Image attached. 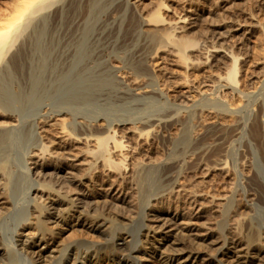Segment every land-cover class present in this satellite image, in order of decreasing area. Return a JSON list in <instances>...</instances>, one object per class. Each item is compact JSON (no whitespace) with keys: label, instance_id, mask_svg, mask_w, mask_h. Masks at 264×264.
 <instances>
[{"label":"rangeland","instance_id":"374dc122","mask_svg":"<svg viewBox=\"0 0 264 264\" xmlns=\"http://www.w3.org/2000/svg\"><path fill=\"white\" fill-rule=\"evenodd\" d=\"M15 1L0 0V16L6 13L4 16L6 17L7 13L13 9ZM59 1L56 0L57 3L55 2L54 5L41 13L48 12V20L51 22V11L61 7L59 15L57 14L56 18L53 16V20H57V22L53 21V25L57 27L53 35L58 39L62 38L60 39L61 43L66 39V36L61 34V30H64L63 27L67 25L74 26L76 24L82 25L85 22H89L90 24L93 22V26L97 24V30L98 28L106 30L109 25H118L121 22L122 25L120 24V26L123 27L125 24V27L126 21H129L127 18L131 16L130 14H135L137 20H139L138 22L141 23L138 28L139 31L135 35L138 37L136 42L122 46L119 49L114 48L117 51H115L117 56L113 54L114 49L110 48L111 44L108 42L109 48L104 50V55L98 60L101 66L103 64L107 69H112L111 71L115 73V78L118 81L120 80V83L125 78L119 75V73L123 69L126 70L129 63H133V61L136 63V61L140 60L146 68V72L143 71L142 73L141 71L137 75L128 74L126 76L127 79L125 80H131V85L130 83L129 85H125L122 82L121 84L123 85L120 86L119 90H104L105 92L102 90L96 104L97 107L100 106L99 108L103 107L106 110L101 113V109H99L100 114L96 118H86L87 126L102 130L107 127L108 122L113 117L125 119L120 122L112 120L111 125H114V123L119 124L115 126L116 132L114 129V132L104 131L101 134L106 140L105 147L106 142L107 147H109L115 139H121L122 144H125V149H122V147L120 148L122 150L117 149L114 152L117 154V157H119V153L122 152L123 154L126 152V149L128 152L129 147H134L135 151L133 153L135 157L138 154L136 158L140 159L142 156L144 158L164 155V153L173 150L174 146H178L175 139L179 136L181 128L188 124L189 126L187 125L186 127H191L192 133L190 132L189 139L191 142L189 141L188 146L185 148L186 155L190 156L191 154L193 156L195 153L197 155L201 151L205 154H200L204 157L202 160L204 164L201 161L199 164L186 167V163H184L182 165L184 169L175 172L171 186H167L164 189L165 191L162 189L159 192L160 194L150 197L149 204L145 208V222L153 223L159 227L182 228L183 231L186 228L193 229L196 232H204L210 229L211 235L216 236L213 224L216 215L215 209H212L213 211L211 209H203L204 218L198 219L196 224H190V222L195 221L192 209L197 201V203H205L204 206L211 208L212 202L208 201L209 194L214 196L213 199L216 201L219 200L220 192L233 188L236 189L235 202L236 208L239 209L236 212L234 211V213H230L233 216V222L236 223L233 224L234 226L236 225V228L232 235L239 241L241 233L238 222L241 221L242 216L248 210V208L240 207L239 205L243 203V196L241 195L249 191L246 179L240 171V164H245L244 162L247 160L248 163L246 165L250 171H248V177L254 175L259 182L264 181V0H105L106 2L103 0L106 10L105 8L103 9V6L101 8L103 10H99L102 14L98 11L99 13H96V16L94 14L90 16L89 13H84L81 10L69 13L68 9L66 10L67 6L65 2L67 0H62L61 4ZM82 2L85 3L86 0H81L80 4H83ZM117 5L121 6V8ZM150 16L151 18H155H152V22H148ZM87 19H92V21ZM99 31L91 34L89 38L91 40L94 39V42L99 40L100 38L98 37L102 35V33L100 35L97 34ZM145 31H156L157 34H160L159 37L162 34V38H155L150 43L142 45L143 41L140 39ZM120 33H118V39ZM113 38L114 36L111 39ZM178 41V44H182V41H186L185 43L188 41L189 43L186 44L188 45L187 47H184L186 45L183 42L184 46L182 45L179 51L177 47ZM97 43V45L96 43H94V46L91 45L94 54L101 44L100 41H97ZM12 49L13 47H11ZM9 52L3 60L6 59ZM130 54H133L135 57L131 59L132 62L126 59ZM3 60L0 61V66ZM92 62H88L89 66H94L95 62ZM232 69H235V72ZM218 76L220 77L219 79ZM211 81H214V89L211 88L210 92V89L207 90L206 88H208L207 84H212ZM13 86L16 89V86ZM109 92L112 93L110 94ZM142 101L145 102L143 103ZM46 107L48 106L43 104L40 109L44 112ZM36 117L33 116L32 118L35 119ZM62 118L63 116H56L54 118L56 119L54 120L55 123L59 125ZM74 119L75 125H79V122L82 121L79 115ZM1 120L2 118L0 117ZM255 120H257V123ZM148 123L151 125L146 126ZM254 124H257L256 127L258 126L256 130L253 128ZM126 127H133V130ZM193 143L197 150H193ZM47 144L49 145V143ZM59 147L58 144L51 145V147L48 146L46 152L49 149L54 152L49 157H47V153L45 155L47 161L50 160V164L40 168L39 170L41 171L38 174L32 175L31 178L35 181L40 179L38 182L41 183L54 184L55 189L61 187L59 188L60 192L46 189L44 191L41 186L36 184L34 188L43 189L42 193L34 191L33 187L28 193V199H33L36 195L34 199H39L38 201L46 198L45 202L49 205L48 212L53 213L55 217L49 218V221L47 219L46 224L48 223L47 226L51 227V230H54L56 233L54 239L57 242L66 240L72 236L93 243L101 242L104 237L102 229L105 226L99 229L92 227L93 223L87 219H83V217L86 218V215H97L102 220H107L105 221L106 224H108L109 219L116 215L124 217L125 215L126 217L129 215L128 218L131 217L133 219L136 217V211L131 205L132 201L136 200L134 197H137L135 185L130 178L123 176L126 172V170H123L126 167V160L122 163L115 159L116 168H109L110 170H106L107 172L104 176L102 175L103 173L100 174L98 171L97 173L93 168L94 165L90 164L92 163L90 162L91 154H84L78 161L81 163L74 166L73 162L68 160L69 158L67 157V153H65V149L62 147L60 149ZM190 147L191 152H197L191 153ZM221 148L223 152L220 150ZM68 152L74 153L76 150H68ZM206 153H212L209 155L213 159L209 158V155ZM54 154L62 157V159L57 161V157ZM104 154L108 160L109 155L106 152ZM225 156L228 162L222 170L228 169V171L224 173L222 170H214V167H212L213 163L216 164L220 158L222 160ZM101 159L102 162L105 160ZM206 159L208 160L205 161ZM34 160L35 162L37 161L36 163H43L40 159H33L32 162ZM235 160L237 163L233 167L231 165ZM208 161L213 162V165L210 163L211 166H208L210 169L207 167ZM206 162H208L207 165L205 164ZM105 163H107L106 160ZM260 170H263V172L261 173ZM257 171H259V175ZM83 173L86 174L85 178H81L84 175ZM113 182H116V184ZM200 191H206L209 194L207 195L204 192L205 195L203 194V196L205 197H195L194 193H199ZM2 192L3 189L0 183V222L2 225L4 223L6 227L10 225V220L6 217L10 210L7 209L8 205L5 203ZM133 194L134 197L132 196ZM75 198L78 200H74ZM69 199L71 201H68ZM30 201H28V205L32 203ZM72 201H75L74 205L76 206L74 208L77 210L76 215L75 217L72 216V218L74 217L73 219L71 217L70 219L68 218L69 220L63 219V208L71 204L70 202ZM113 202L116 205L110 206ZM30 215L29 219L33 216ZM237 224L239 225L237 226ZM2 225L0 226L1 228ZM19 225L21 224H18L9 233H13V240H16V245L21 247L20 243H23L24 240L29 239L31 236H37V233L31 228ZM2 230L3 228L0 229V231ZM9 233H5V236L7 234L10 235ZM122 243V240H117L116 246L118 247ZM0 249L1 254L3 250L2 246H0Z\"/></svg>","mask_w":264,"mask_h":264},{"label":"bare ground","instance_id":"6f19581e","mask_svg":"<svg viewBox=\"0 0 264 264\" xmlns=\"http://www.w3.org/2000/svg\"><path fill=\"white\" fill-rule=\"evenodd\" d=\"M61 1L62 0L59 1L60 4ZM80 1L81 0H67V2H65L67 6L66 10L68 9L69 13L72 11L79 12V10H81L93 16V14L95 15L99 12L102 14L99 10L103 6V9L105 8L103 0H86L85 3H83L84 1L82 2L83 4H80ZM55 2L56 0H16L15 4L13 3V9L7 13L6 17H4L6 13L0 16V61L3 60L5 55L11 50V47H13L6 59L1 62L2 64L0 66V117L2 118L0 121V183L3 189V198L8 205V207L7 205L6 207L10 210L6 216L9 218L8 220H10V225L8 224L9 226L5 227L4 223L2 225L0 222L3 228V230L0 231V246H2L3 249L0 254V264H264V181H261L262 183L259 182L254 175L248 177L249 170L246 165V163H248L247 160L245 162L243 161L245 164L241 163L240 167L237 166L246 179L249 190L246 194L241 195L243 196V203H239L240 207L248 208L245 215L242 216L241 221L239 220L240 222H238L240 224L239 230L241 233L240 240L238 238L239 241L232 235L236 228V225L234 226L233 224L236 223L233 222L234 219L230 213H234V211L236 212L239 209L236 208V189L233 188L220 192L219 200L216 201L213 199L214 196L204 191L207 195L209 194L208 201H210V203L212 202L211 208L204 206L205 203H197V201L192 209L193 219H195V221L192 223L190 222V224H196L198 219L204 218L203 209H215L216 215L214 214L215 217L213 215L215 218L213 224L216 236L211 235V230L209 228V230H205L204 232H196L190 228H186V230L183 231L182 228L176 229L174 227V229H172L168 226L159 227L153 223L145 222V208L149 204L150 197L160 194L159 192L162 189L164 190L167 186H171L175 172L184 169L182 168L184 163H186V167L201 163L204 159L201 153L204 154V152L201 151V153H198L199 155H196L195 152L197 151H193L195 149L193 143L194 148L192 151L195 155H186L185 148L190 141L191 132V127H186L188 124L181 128L182 130L179 136L177 135L178 137H176V139L174 138L180 147L176 145L178 148L174 146L173 150L164 153V155L144 158L139 155V157H141L140 159L136 158L138 154L135 157L133 153L135 151L134 147L130 148L128 146V152L127 149L126 152L123 150L124 153H119V157H117V154L114 152L121 147L125 149V144H122L121 139H115L109 147H107L108 145L106 142L105 147L106 140L101 134L104 133V131L112 132L115 126L119 125L117 123L111 125L112 120H118V122H120L125 119H116V117H113V119L108 122L107 127L102 130L87 126L86 118H96L100 114L99 109H101V113L106 110L103 109L102 106V108H99L100 106L97 107L96 104V102L98 103L97 100L102 90H119L120 86L123 85L121 84L122 82H124L125 85H129L131 82V80H125L128 74L137 75V73H141V71L143 73L146 68L140 60L136 61L137 64L134 63V61V64H128L127 62V69H123L119 73V75L125 78L120 83V80L118 81L115 78L116 76L115 73L111 71L112 69H107L103 64L101 66L98 60L104 55V50L109 48L108 42L111 44L110 48L112 47L113 49H119L122 46L136 42L138 37L135 35L137 31H139L138 28L141 23L138 22L139 20H137L135 14H130L131 16L129 15L130 18H127L129 21H126V26L124 27L125 24L123 25L124 28L120 26L121 22L118 25H109L106 30H104V28H98L100 31L97 32V34L100 35L102 33V35L98 37L100 39L97 41H100L101 44L99 43L100 47L97 51L95 50L94 54L91 45L94 46V43H96V45L98 43L97 41L94 42V39L92 38L93 40H91L89 37L98 30L96 27L97 24L93 26V22L91 24L89 22H83L84 24L82 25L76 24L74 26L67 25L63 27L64 30L60 32L63 36H66V39H64L62 43L60 42L62 38L58 39L53 35L54 30H57V27L53 25V21L57 22V20H53V18L59 13L61 7L51 11V22L48 20L49 13L42 14L41 12L54 5ZM118 7L121 8V6ZM152 18L150 16L151 21L148 18V22H152ZM87 20L92 21V19ZM58 29H60V27H58ZM118 33H120L119 39L117 38ZM56 35L58 36V34ZM159 35L160 34H157L156 31H145L140 39L143 41L142 45L150 43V41L155 38H162V34L161 37H159ZM113 36L114 38L111 39ZM183 42L184 41H182V44H178L179 41L177 42L179 51L181 50V46H184ZM173 43L176 44L175 42ZM187 43L189 42L187 41ZM187 43H185V45ZM187 46L188 45L184 47ZM115 51L114 49L113 54L117 56ZM115 56L113 57L115 58ZM133 57V54H130L126 59L132 62L131 59H133ZM58 60L59 62H57ZM90 61L95 62L94 66H89L90 64H88V62ZM232 71L235 72V69H232ZM219 78L218 76V79ZM213 82L212 84H207L208 88L206 89H210V92L211 88L214 87ZM13 85L16 86V89H14L15 87ZM146 102L148 103V101ZM43 104L48 106L45 108L44 112L40 109ZM78 115L81 116L82 121L79 122V125H75L74 118ZM33 116L37 117L33 119ZM56 116H63L59 125L54 121L56 120L54 119ZM256 121L257 120H255V122ZM150 125L151 124L148 123L146 126ZM256 125L257 124H254L253 126L254 130L258 127H256ZM126 128L128 129L131 127ZM144 134L146 133L144 132ZM50 137L51 139H49ZM139 137L141 136L139 135ZM47 143H49V145ZM57 144L60 146V149L61 147L65 149V153H67V157L69 158L68 160L72 161L74 166L81 163L78 161L84 154H91L92 157L90 156V162L92 163L90 164L94 165L93 168L96 172L98 171L100 174L103 173L102 175L106 174V170L109 171V168H116L115 159L122 163L126 160V167L123 169L126 170V172L123 176L130 178L135 185L137 197H134L135 193L132 195L136 200L134 202L132 201L131 205L136 211V217L134 216L135 218L133 219L131 217L128 218L129 215L127 217L126 215L125 217L116 215L109 219L108 224H106L105 221L107 220H102L97 215H86V218L83 217V219H87L89 222L93 223L92 227L99 229L105 226V228L102 229L104 237L101 242L93 243L73 236H69L70 238L57 242L54 239L56 233L54 230H51V227L49 228L47 226L48 223L46 224L47 219L49 221V218L54 217L53 213L48 212L49 205L45 202L46 198L42 199V201L40 200V202L38 201L39 199H34L37 196L35 194L36 196L33 199H28V193L32 187L34 191L41 193L43 189L44 191L45 189L59 191V188H61L55 189L54 184L41 183L38 182L40 179L35 181L31 178L32 175L38 174L39 171H41L39 170L40 168L50 164V160L47 161V157H49L53 151L49 149L48 152H46V150L48 146L51 147V145ZM68 150H76V152L71 153L68 152ZM195 150H197V148ZM220 150L222 151V148ZM104 152L109 155L108 160ZM46 153L48 155L47 157L45 156ZM209 154L211 155L212 153ZM210 155L208 157L212 158ZM56 157L57 161L62 159V157ZM101 158L105 159L107 163H105V160L102 162ZM33 159H40L43 163L38 162V164L35 160L32 162ZM220 159L218 162L216 161V164L210 161H208L209 164L208 162L205 164H208L207 167L210 163L211 165L214 164L212 166L214 170L217 169L220 171L226 167L224 165L228 162L226 156L223 158L225 160ZM207 160L208 159L205 161ZM214 160L216 159L214 158ZM236 163L235 160L232 162V165L231 163L230 165L234 167ZM209 167L208 169H210ZM227 171L228 169L225 170L224 173ZM260 171L261 173L263 172V170ZM258 172L259 171H257V173ZM83 174L84 175L80 174L83 176L81 178L86 177V174ZM113 183L116 184V182ZM36 184L43 189L38 187L34 188ZM204 192L200 191L199 193H194V196L197 198L200 196L202 197L203 194L205 195ZM194 199L198 200L196 198ZM29 200L32 201V203H29L30 206L28 205ZM74 200L78 199L75 198ZM68 201L71 200L69 199ZM70 203L69 205L67 204V207L63 208V219H70V217L72 218V216L75 217L76 215L75 213L77 210L74 208V206H76L74 205L75 201ZM113 205L116 204L113 202L110 206ZM29 214H31L30 216L33 215L31 219L28 218ZM18 224L26 228H31L37 233V236H31L29 239L24 240L23 243H20L21 247H18L15 243L16 240H13V233H9L12 229L16 228ZM239 224H237V226ZM2 228L0 227V229ZM7 232L10 235L7 234V236H5ZM46 235L47 237H45ZM117 240L123 241L118 247L116 246Z\"/></svg>","mask_w":264,"mask_h":264}]
</instances>
